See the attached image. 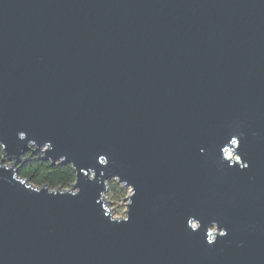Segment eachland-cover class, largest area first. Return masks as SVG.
<instances>
[{"label":"water","instance_id":"95a60500","mask_svg":"<svg viewBox=\"0 0 264 264\" xmlns=\"http://www.w3.org/2000/svg\"><path fill=\"white\" fill-rule=\"evenodd\" d=\"M233 132L245 170L219 162ZM0 141L80 188L35 194L0 170V264H264V0H0ZM81 168L135 186L127 223ZM213 220L228 235L209 246Z\"/></svg>","mask_w":264,"mask_h":264},{"label":"clouds","instance_id":"9594fccd","mask_svg":"<svg viewBox=\"0 0 264 264\" xmlns=\"http://www.w3.org/2000/svg\"><path fill=\"white\" fill-rule=\"evenodd\" d=\"M16 138L20 141H27L26 148L29 149V145H33L35 149H43V155L45 156L46 153L53 151V144L50 140H46L42 142L41 144H38L36 140L29 139L28 135L25 131H17L16 132ZM242 138V133L239 132H233L229 134L228 139V145L227 147H223L220 150V156H219V162L224 165L226 163L227 167H238L240 170H245L249 167V164L247 161L242 159V156L239 154V146H240V140ZM26 151H23L19 157L20 160L23 159V155ZM201 154H203L204 149H200ZM49 159L52 160L51 157ZM63 160L65 161L66 156L65 155H59L55 160ZM97 163L100 166H107L109 163L108 157L106 154H98L97 155ZM72 166H74L75 170L76 166L73 162H68ZM15 160L9 159L8 153L6 152V144L2 141H0V170L8 171L11 170V181L18 182L19 185L23 186L25 190H31L35 194H40L42 190H46V194L50 196L55 195H69L71 197H76L80 193V188L75 187L77 183H75L74 186H70L68 188H60V187H44L40 188L35 186V184L27 180L26 177H22V174L17 170L16 167H14ZM80 172L87 177V180L89 182L95 181L98 185L102 184L104 188V181L108 179L100 180L96 176V170L93 168H88L87 171H85L83 168L80 169ZM91 173V175H89ZM104 173L101 172V176H103ZM119 177L120 181L123 182L124 185L128 187V199L126 202V207L124 208V211L122 213H117L113 210L112 207L109 206L108 197H105L103 195V190L99 192L98 198L94 201V203L100 205V210L102 213V216L108 220L109 223H127L130 219L129 217V211L130 206L133 204V198L136 195L135 186L131 184L126 179H121L120 175H111ZM0 179H6L4 177H0ZM186 229L189 230L192 233H196L199 231L201 225L200 221L195 217L189 215L186 218L185 222ZM213 226V227H210ZM228 235V230L226 227L222 226L218 221L213 220L209 226H207L204 229L203 238L204 243H206L209 246H212L216 243L217 238H224Z\"/></svg>","mask_w":264,"mask_h":264},{"label":"trees","instance_id":"16d2710c","mask_svg":"<svg viewBox=\"0 0 264 264\" xmlns=\"http://www.w3.org/2000/svg\"><path fill=\"white\" fill-rule=\"evenodd\" d=\"M23 162L18 163L15 167L32 181L37 187H60L68 188L75 180V173L69 164H52L50 161H44L42 158L31 155L26 152L23 155ZM128 189L119 184L116 180L106 181L105 197H108L110 204L118 206L127 196Z\"/></svg>","mask_w":264,"mask_h":264},{"label":"rangeland","instance_id":"374dc122","mask_svg":"<svg viewBox=\"0 0 264 264\" xmlns=\"http://www.w3.org/2000/svg\"><path fill=\"white\" fill-rule=\"evenodd\" d=\"M126 188V187H125ZM128 189V188H127ZM127 195H128V191H127ZM108 202V201H107ZM109 203V202H108ZM125 203L126 201L123 200L122 202H120V204L118 206L110 204L109 206L113 208L114 211H116L117 213H122L124 211L125 208Z\"/></svg>","mask_w":264,"mask_h":264}]
</instances>
